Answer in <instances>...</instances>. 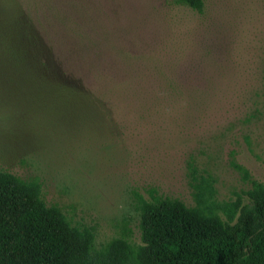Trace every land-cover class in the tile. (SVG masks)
I'll use <instances>...</instances> for the list:
<instances>
[{"label":"rangeland","instance_id":"374dc122","mask_svg":"<svg viewBox=\"0 0 264 264\" xmlns=\"http://www.w3.org/2000/svg\"><path fill=\"white\" fill-rule=\"evenodd\" d=\"M50 2L0 0L44 14L20 61L0 45L3 169L38 178L96 246L140 243L152 189L194 205L193 168L218 202L247 200L234 164L264 184V0Z\"/></svg>","mask_w":264,"mask_h":264},{"label":"trees","instance_id":"16d2710c","mask_svg":"<svg viewBox=\"0 0 264 264\" xmlns=\"http://www.w3.org/2000/svg\"><path fill=\"white\" fill-rule=\"evenodd\" d=\"M172 1L197 12L204 8V0ZM58 2L46 6L57 16ZM10 14L0 16V32L6 31L0 45L8 41L2 50L20 61L26 55L21 46L26 53L25 47L39 45L34 31L44 14L18 6ZM234 166L251 182L246 201H215L212 176L198 180L193 168L194 205L152 189L149 199L138 196L140 243L113 237L97 246L92 227L73 223L58 205L45 202L38 178L0 166V264H264V184Z\"/></svg>","mask_w":264,"mask_h":264}]
</instances>
